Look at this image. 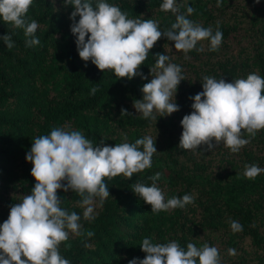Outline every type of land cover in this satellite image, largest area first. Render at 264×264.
<instances>
[{"label":"trees","instance_id":"trees-1","mask_svg":"<svg viewBox=\"0 0 264 264\" xmlns=\"http://www.w3.org/2000/svg\"><path fill=\"white\" fill-rule=\"evenodd\" d=\"M97 0H92L93 5ZM127 13L129 18L153 19L161 31L170 28L176 14L162 12L163 0H106ZM195 9L188 18L211 26L219 25L223 41L218 51L193 50L185 59L175 52L166 38L157 41L140 68L147 79H117L111 71H99L90 61L79 58L69 19L72 6L64 0H34L27 18L35 20L38 45L26 46L23 29L0 19V36H12L14 47L8 50L0 40V224L14 203L30 194L35 185L31 163L26 155L34 139L50 134L54 127L79 130L93 145L108 146L150 135L156 140L152 166L133 175L105 182L110 196L96 207L95 219H83L79 195L69 190L58 192L61 207L81 216L82 230H91V238L70 236L60 246L61 255L71 264H129L143 259L140 245L144 238L153 243L177 241L197 247L204 243L217 247L221 264H264V172L254 180L243 178L245 165L264 168V130H261L239 153L232 154L223 144L212 151L203 146L198 151L179 149L181 120L192 111V100L202 91L204 76L231 82L257 72L264 77V0H177ZM186 13V8L180 9ZM77 22L79 17L76 18ZM165 44L169 48L164 47ZM200 47V44L197 45ZM171 48V49H170ZM157 53L173 57L182 67L186 80L181 81L175 96L179 111L157 120L143 119L133 106L142 99V87L152 79L150 67ZM99 90L95 95L91 89ZM124 109L130 115H122ZM247 138V137H246ZM142 150V149H141ZM161 174L157 185L166 199L185 194L195 197L184 209L151 213V206L132 191L140 182L148 186V177ZM238 221L242 231H233L230 221ZM70 244L71 247H65ZM235 249L230 256L228 249Z\"/></svg>","mask_w":264,"mask_h":264},{"label":"clouds","instance_id":"clouds-1","mask_svg":"<svg viewBox=\"0 0 264 264\" xmlns=\"http://www.w3.org/2000/svg\"><path fill=\"white\" fill-rule=\"evenodd\" d=\"M33 2L0 0V19L23 29L25 37L30 38L26 39L28 47L40 43L35 38L39 24L27 18ZM69 5L74 9L69 19L79 58L85 66L90 61L103 73L111 71L118 80L137 76L147 79L140 68L162 37L174 44L175 52H182L185 59L193 50L204 51L202 41H208L209 51L213 52L219 50L223 41L219 25L213 32L211 26L192 21L188 17L195 9L177 0H163L160 5L162 12L176 14V21L163 31L157 21L129 18L118 5L106 0H97L95 5L92 0H64V7ZM220 5L221 0H217V7ZM181 8H186V13H181ZM0 40L8 50L15 46L9 34L0 36ZM155 57V64L150 67L152 79L143 85L142 99L133 104L143 119L153 121L157 116L167 117L180 110L175 96L181 81L186 80L182 67L171 62L173 57L160 53ZM201 85L202 91L190 97L191 113L181 120L179 149L195 152L203 146L205 151H212L223 144L230 153H239L264 130V77L252 72L246 78L227 82L204 76ZM98 90L93 87L91 94ZM121 114L130 115L124 109ZM66 127H54L50 134L36 137L31 144L26 160L32 165L35 185L30 194L11 206L8 218L0 224V264H71L61 255V244L73 235L91 238L94 232L83 231L81 216L61 207L58 192L71 190L79 195L83 219L94 220L96 207H102L110 196L105 180L121 175L131 180L134 174L151 168L152 157L157 153L156 140L150 135L134 143L127 142L124 136L125 142L114 147L104 141L94 146L81 131ZM262 172L264 168L257 165H245L243 178L254 180ZM160 176L157 172L148 177L150 186L140 182L132 185L133 193L151 206L152 214L184 209L194 203L195 197L188 194L166 199L157 185ZM230 226L233 231H242L238 221L231 220ZM140 249L145 257L133 258L129 264H221L218 248L207 243L197 247L189 242L185 249L175 240L153 243L144 238ZM227 251L230 256L236 255L235 249Z\"/></svg>","mask_w":264,"mask_h":264}]
</instances>
